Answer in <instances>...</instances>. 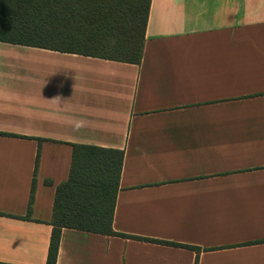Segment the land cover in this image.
<instances>
[{
	"label": "crops",
	"instance_id": "obj_1",
	"mask_svg": "<svg viewBox=\"0 0 264 264\" xmlns=\"http://www.w3.org/2000/svg\"><path fill=\"white\" fill-rule=\"evenodd\" d=\"M0 132L1 262L47 263L87 144L125 152L127 236L63 228L56 264H264V0H151L140 63L0 41Z\"/></svg>",
	"mask_w": 264,
	"mask_h": 264
},
{
	"label": "trees",
	"instance_id": "obj_2",
	"mask_svg": "<svg viewBox=\"0 0 264 264\" xmlns=\"http://www.w3.org/2000/svg\"><path fill=\"white\" fill-rule=\"evenodd\" d=\"M150 5L151 0H0V41L140 63ZM124 157L121 149L73 144L69 177L56 187L46 264L57 262L63 228L127 236L113 227ZM33 197L32 188L29 210Z\"/></svg>",
	"mask_w": 264,
	"mask_h": 264
}]
</instances>
